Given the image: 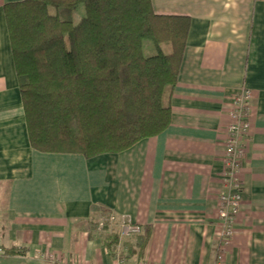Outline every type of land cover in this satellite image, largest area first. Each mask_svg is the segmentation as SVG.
Returning <instances> with one entry per match:
<instances>
[{
  "label": "crops",
  "instance_id": "1",
  "mask_svg": "<svg viewBox=\"0 0 264 264\" xmlns=\"http://www.w3.org/2000/svg\"><path fill=\"white\" fill-rule=\"evenodd\" d=\"M22 1L0 0V264H120L92 224L100 211L148 237L141 257L135 237L120 238L124 264H215L227 130L245 89L251 128L225 261L264 264V0H152L192 20L171 125L91 160L31 147L4 11Z\"/></svg>",
  "mask_w": 264,
  "mask_h": 264
},
{
  "label": "trees",
  "instance_id": "2",
  "mask_svg": "<svg viewBox=\"0 0 264 264\" xmlns=\"http://www.w3.org/2000/svg\"><path fill=\"white\" fill-rule=\"evenodd\" d=\"M4 11L35 151L91 160L169 128L189 16L158 14L152 0H24ZM100 214L92 224L121 257L122 221ZM135 240L132 251L141 257L148 237Z\"/></svg>",
  "mask_w": 264,
  "mask_h": 264
},
{
  "label": "built area",
  "instance_id": "3",
  "mask_svg": "<svg viewBox=\"0 0 264 264\" xmlns=\"http://www.w3.org/2000/svg\"><path fill=\"white\" fill-rule=\"evenodd\" d=\"M252 93L243 90L235 102L228 126L226 142L225 171L223 174V191L219 197L218 218L220 221L219 240L216 251L215 264H226V253L235 234V222L241 209L242 181L240 172L245 154V138L248 136L250 124V107ZM110 222L117 223V218L112 216ZM142 233L140 226L123 222L120 225V238L130 239ZM120 264L124 260L118 257ZM52 264H62L59 259L50 258ZM139 264H144L140 262Z\"/></svg>",
  "mask_w": 264,
  "mask_h": 264
},
{
  "label": "rangeland",
  "instance_id": "4",
  "mask_svg": "<svg viewBox=\"0 0 264 264\" xmlns=\"http://www.w3.org/2000/svg\"><path fill=\"white\" fill-rule=\"evenodd\" d=\"M153 53V49H152V45H147V54H152Z\"/></svg>",
  "mask_w": 264,
  "mask_h": 264
}]
</instances>
